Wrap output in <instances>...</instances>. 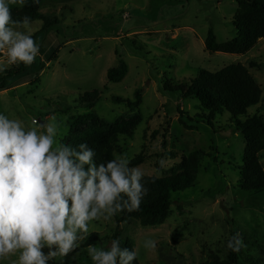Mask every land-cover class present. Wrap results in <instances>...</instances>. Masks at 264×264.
Segmentation results:
<instances>
[{
  "label": "rangeland",
  "instance_id": "rangeland-1",
  "mask_svg": "<svg viewBox=\"0 0 264 264\" xmlns=\"http://www.w3.org/2000/svg\"><path fill=\"white\" fill-rule=\"evenodd\" d=\"M23 7L11 5L17 11ZM39 10L41 17L31 21V28L40 54L28 72L0 89V111L26 123L55 117L61 123L58 139L67 138L68 143L96 130H115L119 145L115 155L127 153L131 161L144 155L139 166L145 178L182 172L188 155L197 150L217 157L215 161L199 156L196 186L173 194L170 213L160 223L145 226L135 218L121 225L116 236L115 217L94 221L103 238L93 232L81 242V249L87 248L90 238L102 247L118 238L132 241L140 264H235L227 248L232 219L245 245L240 252L264 264V192L237 187L244 136L227 111L216 116L214 129L205 124L185 128L178 107L195 117L202 110L200 102L182 99L162 87L166 81L190 83L203 69L216 73L229 65H243L261 87V101L248 114L264 119V38L242 53H211L205 47L210 27L219 42L236 37L237 1L41 0ZM49 55L53 58L48 61ZM121 60L127 62L128 73L121 82H110L107 72ZM139 88L143 100L136 109L114 100L116 96L134 100ZM96 90L101 94L98 102L92 108L83 107L80 98ZM87 113L98 118L76 125L77 118ZM170 150L180 156H160ZM161 157L170 158L167 170L159 168ZM259 158L264 168V151ZM147 239L157 242L155 249L143 246ZM81 249H77L78 264H92Z\"/></svg>",
  "mask_w": 264,
  "mask_h": 264
},
{
  "label": "clouds",
  "instance_id": "clouds-1",
  "mask_svg": "<svg viewBox=\"0 0 264 264\" xmlns=\"http://www.w3.org/2000/svg\"><path fill=\"white\" fill-rule=\"evenodd\" d=\"M39 3V0H33ZM26 0H0V73L11 66H31L40 54L31 18L13 19L11 5ZM23 29V30H21ZM61 123L55 117L37 124L0 111V264H78L81 242L93 232L94 221L141 211L149 193L145 171L133 166L127 153L97 157L88 142L58 139ZM159 168L171 167L161 157ZM160 178V174L153 178ZM146 249L157 242L147 239ZM245 245L237 233L227 248L239 253ZM92 264H134L138 252L112 239L107 247L89 244ZM16 257V259H11Z\"/></svg>",
  "mask_w": 264,
  "mask_h": 264
},
{
  "label": "trees",
  "instance_id": "trees-1",
  "mask_svg": "<svg viewBox=\"0 0 264 264\" xmlns=\"http://www.w3.org/2000/svg\"><path fill=\"white\" fill-rule=\"evenodd\" d=\"M39 3L28 0L22 10H12L13 19L22 20L24 16H29L31 21L39 19L41 13ZM238 10L233 18V25L236 28V37L219 42L218 37L212 27L209 28L205 47L211 53H242L255 46L259 40L264 38V0H236ZM53 21L48 27L52 26ZM48 61L52 60L53 55H49ZM256 65L255 63H252ZM30 66L23 64L0 73V89L7 87L8 83L26 72ZM128 73V64L121 60L118 67L108 70L107 77L110 82H121ZM163 90L167 93H176L182 99L195 98L202 107L200 113L195 117L190 116L178 107L180 113V122L187 129H195L199 124H205L214 129V119L217 115L227 111L236 126L241 131L246 140V147L243 156V165L238 179L237 187L247 192H264V168L260 162L259 154L264 151V119L254 114L250 116L248 110L256 106L261 101V87L249 73L248 68L243 65H229L216 73L205 69L200 70L198 77L191 80L190 83H176L172 85L170 81L163 82ZM143 89L135 91L134 100L124 99L116 96L114 100L120 103H126L130 108L136 109L142 104ZM99 91L87 92L81 98V105L85 108H92L100 99ZM88 118H98L94 113L81 115L76 120V125ZM88 142L97 150V157L103 160L105 156L114 158L118 145V132L115 130L100 131L96 130L91 134H86L77 138L73 144ZM62 142L68 143L67 138ZM207 155L215 161L217 157L213 153H207L204 150H197L186 158V168L176 174L166 177H160L153 183L154 177L145 178L146 187L149 193L145 197L139 212H123L115 216L118 223L116 236L120 233L121 225L130 223L133 219H139L142 225H156L164 220L170 213L173 204V194L183 192L196 186L199 156ZM160 156H170L176 158L178 151L170 150L161 153ZM144 159V155H139L131 161L132 165H139ZM230 227L233 229V235L237 234L234 220H229ZM116 239V238H115ZM96 241L90 238L87 242L90 244ZM121 246L133 247L130 240L121 241ZM230 260L235 264H259L254 257H244L241 252L237 253L231 250ZM134 264H140L138 260Z\"/></svg>",
  "mask_w": 264,
  "mask_h": 264
}]
</instances>
